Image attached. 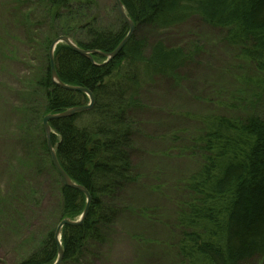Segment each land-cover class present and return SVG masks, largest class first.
<instances>
[{
  "label": "trees",
  "instance_id": "trees-1",
  "mask_svg": "<svg viewBox=\"0 0 264 264\" xmlns=\"http://www.w3.org/2000/svg\"><path fill=\"white\" fill-rule=\"evenodd\" d=\"M120 1L136 28L113 60L102 64L97 54L91 62L64 44L53 54L61 83L88 89L94 97L89 110L49 123L60 166L91 197L83 223L61 230V264H107L103 257L126 214L130 224L143 222L141 233L133 237L138 257L134 264H264V117L205 114L195 121L183 111L169 117L181 124L144 132L152 112L163 107L152 103L159 82H165L162 94L180 97L182 84L201 69L204 56L195 42L199 26L236 50L235 59L247 72L238 73L241 67L235 62L234 80L258 91L250 101L229 94L216 105L225 111L258 104L264 97V0ZM1 11L0 101L7 97L10 115L17 118L6 134L7 143L12 147L9 141L15 140L25 150L17 155L10 176L1 169L8 189L3 194L0 189V244L2 235L15 240V264H52L57 255L53 227L64 218L76 220L86 198L64 186L53 168L42 119L85 106L88 97L52 82L48 48L53 39L66 36L80 49L108 53L128 27L116 16L108 35L92 32L98 11L94 0H14ZM70 24L74 26L67 28ZM76 30L89 42L64 34ZM173 31L185 33V40L170 44L164 34ZM175 101L180 100L173 99L177 108ZM0 115L9 124L6 113ZM188 122L196 128L184 126ZM138 138L162 144L168 157L196 158L200 164L169 185L175 216L169 225L160 224L166 241L150 232L158 229L157 212L129 208L130 188L142 177L132 160L141 150Z\"/></svg>",
  "mask_w": 264,
  "mask_h": 264
},
{
  "label": "rangeland",
  "instance_id": "rangeland-1",
  "mask_svg": "<svg viewBox=\"0 0 264 264\" xmlns=\"http://www.w3.org/2000/svg\"><path fill=\"white\" fill-rule=\"evenodd\" d=\"M13 1L14 0H0V13L2 12L1 8L5 4H9ZM94 1L97 2L98 11L96 13L97 15L93 17L95 21L90 26V30L94 33H107L108 35V32H110L108 31L110 30L108 28L111 26L113 21H116V16H119L114 0ZM113 5L114 8H112ZM118 18L123 21L120 16ZM191 25L192 24H188L185 26L183 31H186ZM67 26V28H71L74 25L70 24ZM63 30H66V27H64ZM78 31L79 30H76V32L65 31L64 34H70L75 39L77 38L79 42H89V37L86 34L81 35ZM72 32H74V34H72ZM143 32L144 31L140 29V33ZM195 33L197 36L195 38V42L198 43L203 50L201 54L204 52L206 53L203 60L200 61L202 64V66H200L201 69L198 68L195 72H192L191 81L188 83H186V81L182 84L183 87L181 88L182 92L180 93V97H177V94H174L172 97L169 96V94H162L164 92L163 89L165 87V82H159V87L161 89L152 94V103H156V105L161 103L163 107L159 108V112L156 114L152 112L151 118H149L148 121L145 120L147 124L144 132L147 135H150L151 133L153 134L157 131H162L161 125H165L166 127L172 125L177 126L178 122H173L169 119V117L171 114L176 115L177 113L183 111L184 113H189V117H194L195 121L205 114H209L208 116L224 115L228 117H231L233 114H239L242 117H244L243 115L247 116L248 114H256L257 116L264 117V97H262L258 104L252 109H249L248 105L239 104L236 105L238 108L237 110L230 108L229 110L224 111L216 105L222 97L228 96L229 94H235L243 101H250V98H252L254 94H258V91L251 86H245L239 83L236 79L234 80V69L232 67L236 66L235 62L239 67H241L238 73H242L243 75L247 72L246 65H244V63L240 64V62L235 59L237 56L235 54L236 50L227 46L221 40L216 39L215 33L207 28L199 26V30ZM164 38H166V41L170 44L174 45L185 40L186 34L173 31L165 33ZM77 48L80 49L79 47ZM95 55H92V59ZM22 58L23 57H21V60H23ZM101 61H103L102 64L107 63L105 57H103ZM34 65L35 67L41 69L38 64L35 63ZM45 67L46 65L43 66L44 71ZM248 69L251 70L253 68L248 67ZM185 95L190 98L185 97ZM173 99L180 100L179 102L175 101L177 102V108H175ZM205 101L207 104H204ZM0 103H2L0 107V114L4 111L9 123H4L0 115V156H2L0 158L3 159V162H0V189H2L3 194L4 192H7L8 188L5 186L6 184H4L1 169L5 172V175L8 174V176H10L13 173L17 162V155H21L25 148H22L21 145L19 147L15 140L9 141L15 144L12 147L7 143V137L9 135L6 134L8 133V130L14 127L17 118L16 116L10 115L12 107L10 105L11 101L7 97H4ZM169 112L170 114H167ZM158 120L161 122L158 126H156L154 122L156 123ZM178 124H181V122ZM184 126H190L192 129L196 128L195 124L189 122L185 123ZM137 145L141 150L134 154L132 160L133 165L135 164V172L140 173L142 177L137 187L130 188L129 208H134L138 210L137 212H140L143 209L151 210L154 214L157 212L159 216V224H156V228L158 229L155 234L153 231L150 232L155 238H163V241H166V229L160 224L163 221V226L169 225L171 221L174 220L175 216L174 204H172V200H169V197L172 198L171 190V195L167 196L169 194V185L176 178L199 169L200 164L197 162L198 160H196V158L185 157L176 159L168 157L164 153V147L162 144L157 141H139L138 138ZM4 161L7 163L4 164ZM50 174L52 175L51 172ZM26 176L28 178L29 174H26ZM46 178L50 177L47 175ZM158 184H162V188L157 189L156 186ZM152 208L156 210L153 211ZM128 218L129 216L126 214L120 225L115 229L117 234L113 233L111 236L112 244L110 252L103 257L105 263L107 264H134V262L138 259L137 246L133 241V237L136 234L141 233L138 229L143 222L139 219L138 221L135 220L132 224H130ZM55 228L56 225L53 227V234ZM1 239L4 240V244H0V264H15L17 261L15 253V240L13 239V241L9 235H2ZM164 262L165 261H162V263Z\"/></svg>",
  "mask_w": 264,
  "mask_h": 264
},
{
  "label": "water",
  "instance_id": "water-1",
  "mask_svg": "<svg viewBox=\"0 0 264 264\" xmlns=\"http://www.w3.org/2000/svg\"><path fill=\"white\" fill-rule=\"evenodd\" d=\"M114 3L116 5V9H117V12H118L120 18L123 20V22L128 27V32L125 35V37L119 42V44L116 46V48L113 51L108 52V53H100L96 50L78 49L77 46L68 37H65V36H60V37L54 39L52 41L51 45L49 46V50H48V61H49L50 76H51L52 82L54 84H56L58 87H61L63 89L70 90V91H79V92L84 93L88 97V104L85 106L72 107V108L66 109L65 111L58 113V114H47L42 119V128H43V131L45 134L47 150H48L53 168L55 169V171L57 172V174L61 178V181H62L64 186L80 191L86 198L84 209H83L81 215L79 216V218L77 220H70L68 218H64L56 225V228H55L54 234H53V236H54L53 239H54V242L56 245V254L57 255H56L55 261L52 264H61L62 259H63V248L61 246V241H60L62 228L64 226L76 227V226H79L83 223V221L86 219V216L88 213L91 197H90L89 192L83 186L74 183L70 179V177L65 173V171L62 169V167L60 166L58 159H57V156H56V153H55V149H54V147L51 143V140H50L52 130H51L49 123L55 119L64 118V117L72 116L76 113L87 111L93 106V103H94V97L88 89L71 87V86H67V85H64L63 83H61V81L59 80V78L55 72L53 52H54L55 47L59 43H63L66 46H68L69 48H71L72 50H74L75 52L86 57L91 62H93L92 55H95V54H98L102 57H105L107 60L115 58L119 54L121 49L124 47V45L127 43V41L130 39V37L133 35L135 27H134L133 22L130 21V19L127 17L125 9H124L121 1L120 0H114Z\"/></svg>",
  "mask_w": 264,
  "mask_h": 264
},
{
  "label": "bare ground",
  "instance_id": "bare-ground-1",
  "mask_svg": "<svg viewBox=\"0 0 264 264\" xmlns=\"http://www.w3.org/2000/svg\"><path fill=\"white\" fill-rule=\"evenodd\" d=\"M127 15V14H126ZM128 17V16H127ZM129 18V17H128ZM130 19V18H129ZM130 21H132L131 19H130ZM133 22V21H132ZM133 24H134V27L136 28V25H135V23L133 22ZM134 31H135V29H134ZM199 49H200V51L202 52L203 50H202V47L200 46V45H196ZM206 55V53H203V56H205ZM109 61H111V59L110 60H107L106 59V62H109Z\"/></svg>",
  "mask_w": 264,
  "mask_h": 264
}]
</instances>
